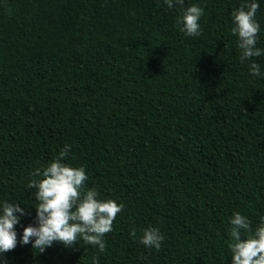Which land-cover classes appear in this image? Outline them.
<instances>
[{"label":"trees","instance_id":"trees-1","mask_svg":"<svg viewBox=\"0 0 264 264\" xmlns=\"http://www.w3.org/2000/svg\"><path fill=\"white\" fill-rule=\"evenodd\" d=\"M248 2L0 0V205L27 213L0 264H231L233 214L253 231L264 220V75L249 68L264 74V55L241 62L231 31ZM193 4L204 15L189 37L177 17ZM66 144L86 188L124 205L103 253L19 243L36 223L30 174ZM149 227L159 250L140 243Z\"/></svg>","mask_w":264,"mask_h":264},{"label":"clouds","instance_id":"clouds-1","mask_svg":"<svg viewBox=\"0 0 264 264\" xmlns=\"http://www.w3.org/2000/svg\"><path fill=\"white\" fill-rule=\"evenodd\" d=\"M169 8L174 7V0H165ZM183 6L184 0H175ZM259 4L251 0L232 12L233 34L238 36L241 50V62L264 55V49L258 48L257 41L260 24L256 20ZM204 9L193 4L182 8V15L177 17L180 31L189 37L201 34L200 18ZM250 74L260 77V64L254 59L249 65ZM72 146L66 144L46 167L36 169L30 175L39 177L29 181L27 187L35 189V225L24 227L19 240L21 245L31 244L33 250L43 253L54 242L65 247H72L83 241L85 245L98 247L103 253L106 248L104 237L113 230V222L124 205L112 199H99L100 193L93 188H86L89 177L83 166L75 167L66 161ZM19 213V215H17ZM20 203L3 202L0 205V254L14 250L18 244L15 226L26 215ZM231 264H264V220L253 231L251 221L240 212H235L230 220ZM130 235L135 238L133 229ZM164 235L157 227L143 230L140 243L145 247L159 250Z\"/></svg>","mask_w":264,"mask_h":264}]
</instances>
